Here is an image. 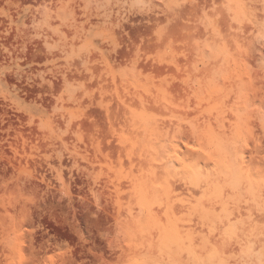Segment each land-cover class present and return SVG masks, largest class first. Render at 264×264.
Here are the masks:
<instances>
[{
	"label": "rangeland",
	"instance_id": "374dc122",
	"mask_svg": "<svg viewBox=\"0 0 264 264\" xmlns=\"http://www.w3.org/2000/svg\"><path fill=\"white\" fill-rule=\"evenodd\" d=\"M0 264H264V0H0Z\"/></svg>",
	"mask_w": 264,
	"mask_h": 264
}]
</instances>
